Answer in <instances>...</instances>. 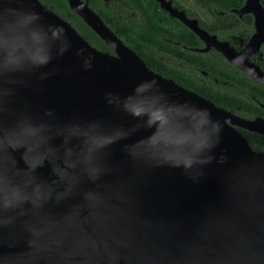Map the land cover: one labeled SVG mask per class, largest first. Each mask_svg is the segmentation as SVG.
<instances>
[{"label":"water","instance_id":"1","mask_svg":"<svg viewBox=\"0 0 264 264\" xmlns=\"http://www.w3.org/2000/svg\"><path fill=\"white\" fill-rule=\"evenodd\" d=\"M88 1L68 5L114 54L0 0V264H264V155L232 126L264 121L150 71Z\"/></svg>","mask_w":264,"mask_h":264},{"label":"flooded vegetation","instance_id":"2","mask_svg":"<svg viewBox=\"0 0 264 264\" xmlns=\"http://www.w3.org/2000/svg\"><path fill=\"white\" fill-rule=\"evenodd\" d=\"M247 1H229L226 6H221V1L211 0L208 9L197 0H147L149 3L155 2L161 13L163 11L171 17V20L159 22L174 36L175 39L166 38V41L175 45L178 53V56L172 52L165 53L166 64L177 57L181 71L185 70L184 66H189L200 81L213 82L217 88L222 89L221 97L225 92L239 94L245 102L226 103L229 108L226 109L213 101H223L220 95L210 93L209 98L195 92L217 108L237 118L254 122L264 121V13L259 16L253 11L239 14L238 11L246 6ZM162 3L173 8L176 14L183 13L185 20L195 21L198 29L205 33V39L166 10ZM259 3L264 10V0H259ZM182 26L191 30L197 39L192 37V33L185 36L181 32ZM186 50L205 55L188 58L184 54ZM195 85L198 90L204 91ZM232 126L249 144L245 133L247 129L238 124Z\"/></svg>","mask_w":264,"mask_h":264},{"label":"trees","instance_id":"3","mask_svg":"<svg viewBox=\"0 0 264 264\" xmlns=\"http://www.w3.org/2000/svg\"><path fill=\"white\" fill-rule=\"evenodd\" d=\"M44 9L52 11L60 18L69 23L77 33L84 38L92 47L114 54L113 50L104 40L94 32L78 15L74 14L68 5V0H39ZM83 1V0H81ZM210 9L211 0H197ZM221 1V6H226L229 1L236 0H217ZM147 0H89L88 6L93 10L104 25L128 48L133 50L146 64L152 72L173 80L177 84L197 92L198 94L209 97L210 93L220 95L222 89L217 88L213 82L200 81L196 78L193 69L184 66L181 71L177 57L166 64L165 53H177L175 45L168 44L166 38L175 39L171 32L159 25L161 20H171L165 12L159 11L158 7ZM166 14V15H165ZM182 33L186 36L192 33L187 27L182 26ZM172 36H171V35ZM192 37L196 36L192 33ZM184 54L188 58L202 57L205 54L186 50ZM200 68H205L201 66ZM201 77V76H200ZM197 84L204 91L198 90ZM210 98V97H209ZM216 105L229 109L226 103H242L244 98L239 94L225 92ZM251 149L264 155V135L252 131H245Z\"/></svg>","mask_w":264,"mask_h":264},{"label":"bare ground","instance_id":"4","mask_svg":"<svg viewBox=\"0 0 264 264\" xmlns=\"http://www.w3.org/2000/svg\"><path fill=\"white\" fill-rule=\"evenodd\" d=\"M244 172L247 173V175L249 176V171L247 169H244ZM256 188L259 190V191H264V187L263 186H256Z\"/></svg>","mask_w":264,"mask_h":264},{"label":"rangeland","instance_id":"5","mask_svg":"<svg viewBox=\"0 0 264 264\" xmlns=\"http://www.w3.org/2000/svg\"><path fill=\"white\" fill-rule=\"evenodd\" d=\"M169 7V6H168ZM171 8V7H170ZM173 10V8H171Z\"/></svg>","mask_w":264,"mask_h":264}]
</instances>
